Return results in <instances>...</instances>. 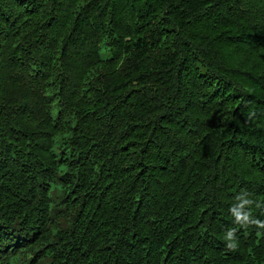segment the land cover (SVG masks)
I'll use <instances>...</instances> for the list:
<instances>
[{
    "label": "trees",
    "instance_id": "1",
    "mask_svg": "<svg viewBox=\"0 0 264 264\" xmlns=\"http://www.w3.org/2000/svg\"><path fill=\"white\" fill-rule=\"evenodd\" d=\"M241 191L264 0H0V264H264Z\"/></svg>",
    "mask_w": 264,
    "mask_h": 264
},
{
    "label": "clouds",
    "instance_id": "2",
    "mask_svg": "<svg viewBox=\"0 0 264 264\" xmlns=\"http://www.w3.org/2000/svg\"><path fill=\"white\" fill-rule=\"evenodd\" d=\"M235 202L229 208V211L234 218V223L241 227L254 226L259 231L256 232L257 236L264 235V220L254 217L251 211L252 205L255 203L259 208L262 205L256 203L254 200L249 199V193L241 191L234 197ZM226 248L229 251H235L238 247L237 228H228L223 237Z\"/></svg>",
    "mask_w": 264,
    "mask_h": 264
}]
</instances>
